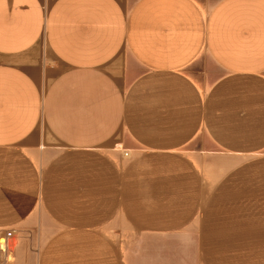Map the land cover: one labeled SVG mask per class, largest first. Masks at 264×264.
<instances>
[{
	"label": "crops",
	"instance_id": "crops-1",
	"mask_svg": "<svg viewBox=\"0 0 264 264\" xmlns=\"http://www.w3.org/2000/svg\"><path fill=\"white\" fill-rule=\"evenodd\" d=\"M11 230L0 264H264V0H0Z\"/></svg>",
	"mask_w": 264,
	"mask_h": 264
},
{
	"label": "built area",
	"instance_id": "built-area-1",
	"mask_svg": "<svg viewBox=\"0 0 264 264\" xmlns=\"http://www.w3.org/2000/svg\"><path fill=\"white\" fill-rule=\"evenodd\" d=\"M128 155V154H127ZM14 237V231H7L0 237V258L2 263H10V241Z\"/></svg>",
	"mask_w": 264,
	"mask_h": 264
}]
</instances>
